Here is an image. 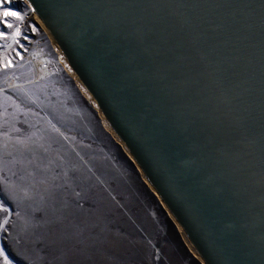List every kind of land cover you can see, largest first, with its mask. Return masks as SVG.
<instances>
[{
	"label": "water",
	"instance_id": "obj_1",
	"mask_svg": "<svg viewBox=\"0 0 264 264\" xmlns=\"http://www.w3.org/2000/svg\"><path fill=\"white\" fill-rule=\"evenodd\" d=\"M203 264H264V0H30Z\"/></svg>",
	"mask_w": 264,
	"mask_h": 264
},
{
	"label": "rangeland",
	"instance_id": "obj_2",
	"mask_svg": "<svg viewBox=\"0 0 264 264\" xmlns=\"http://www.w3.org/2000/svg\"><path fill=\"white\" fill-rule=\"evenodd\" d=\"M37 15L30 0L0 5V187L13 193L0 239L13 264H203Z\"/></svg>",
	"mask_w": 264,
	"mask_h": 264
},
{
	"label": "snow or ice",
	"instance_id": "obj_3",
	"mask_svg": "<svg viewBox=\"0 0 264 264\" xmlns=\"http://www.w3.org/2000/svg\"><path fill=\"white\" fill-rule=\"evenodd\" d=\"M4 0H0V5H2ZM7 2H11V0H7ZM4 17H15L16 19L23 20L24 16L20 15L18 12L11 11V10H5L3 12ZM7 27L11 28L13 25L11 23H7ZM19 34V29H17V35ZM4 33H0V36H3ZM5 182L3 180H0V185H3ZM13 195L11 191L4 187H0V210H3L5 212L12 211L11 208L7 207V201L8 199ZM9 221L7 218H5L3 221H0V233L4 234L5 236L7 233L5 232V226L8 225ZM7 247L6 240L0 239V257H3L4 264H13V261L10 259L8 253L5 251Z\"/></svg>",
	"mask_w": 264,
	"mask_h": 264
},
{
	"label": "bare ground",
	"instance_id": "obj_4",
	"mask_svg": "<svg viewBox=\"0 0 264 264\" xmlns=\"http://www.w3.org/2000/svg\"><path fill=\"white\" fill-rule=\"evenodd\" d=\"M32 2V1H31ZM33 3V2H32ZM37 8V7H36ZM37 18L40 20V22L42 23V25L47 29V31L49 32V34L51 35V37H52V40H53V42H54V44L57 46V48L60 50V52H61V55H62V57L64 58V61L66 62V64H67V66L69 67V69L71 70V72L73 71V73H74V75L77 77V79H79V81L81 82V84H82V86L83 87H85L86 89H87V87L85 86V84L81 81V79L78 77V75H77V73L75 72V69L73 68V66H72V64H71V62H70V60L68 59V57H67V55H66V53H65V51L63 50V48H62V46H61V44L59 43V41L57 40V38H56V36L54 35V33L51 31V29L49 28V26L46 24V22L43 20V18H42V16H41V14H40V12L38 11V8H37ZM38 68H39V71H40V73L42 74L43 72H41V71H47L48 70V68H47V65H45V63H44V61L42 60V59H40L39 61H38ZM88 90V89H87ZM91 93V92H90ZM91 96L93 97V99H94V101L95 102H97V100H96V98L92 95V93H91ZM101 109V108H100ZM101 112H102V110H101ZM103 113V112H102ZM104 115V114H103ZM107 120V119H106ZM108 122V121H107ZM113 128V127H112ZM113 131L116 133V136L118 137V139H119V141H121L123 144L125 143L124 141H123V139L120 137V135H119V133H117L115 130H114V128H113ZM130 155H131V157H133V155L131 154V152H130ZM147 179V178H146ZM147 181H148V179H147ZM149 182V181H148ZM151 184V183H150ZM151 186H152V184H151ZM154 188V187H153ZM155 189V188H154ZM157 193V192H156ZM160 197V196H159ZM161 198V197H160ZM162 200V199H161ZM163 201V200H162ZM164 202V201H163ZM165 203V202H164ZM166 204V203H165ZM170 211V210H169ZM171 212V211H170ZM175 218V217H174ZM176 220V219H175ZM178 223V222H177ZM179 224V226H180V229L181 230H183V228L181 227V225H180V223H178ZM194 246H195V248H196V245L194 244ZM196 250H197V248H196Z\"/></svg>",
	"mask_w": 264,
	"mask_h": 264
}]
</instances>
